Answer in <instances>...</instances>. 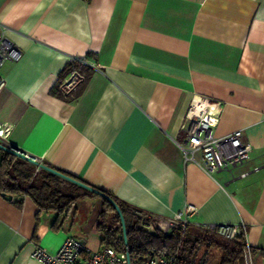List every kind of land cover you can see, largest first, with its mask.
<instances>
[{
  "label": "crops",
  "instance_id": "obj_1",
  "mask_svg": "<svg viewBox=\"0 0 264 264\" xmlns=\"http://www.w3.org/2000/svg\"><path fill=\"white\" fill-rule=\"evenodd\" d=\"M0 27L22 52L0 66L7 144L42 158L22 160L71 197L40 207L0 192V264H41L34 249L53 255L68 237L104 248L102 198L69 179L141 216L192 206L191 222L239 226L264 264V0H0ZM74 56L86 63L80 95L52 96ZM192 95L220 102L214 137L241 130L251 146L234 175L258 172L231 181L185 162Z\"/></svg>",
  "mask_w": 264,
  "mask_h": 264
},
{
  "label": "built area",
  "instance_id": "obj_2",
  "mask_svg": "<svg viewBox=\"0 0 264 264\" xmlns=\"http://www.w3.org/2000/svg\"><path fill=\"white\" fill-rule=\"evenodd\" d=\"M21 58L22 52L10 41L6 36V32L0 27V66L5 63H16ZM70 65L73 67L60 82V88L62 87L66 94H70L77 89H74L76 81H79V84L82 83L84 79L83 68L86 63L83 57L74 56L70 58ZM3 87L4 82L0 80V90ZM220 113V102L200 95H192L180 125V131L184 133V142L179 145V148L186 163L196 164L209 176L225 172L230 175L231 181L246 179L250 174L258 172L260 168L254 167L251 171L234 175L236 169L241 168L248 162L252 148L242 142L241 130H236L220 138L212 135V129L218 125ZM10 132V126L0 125L1 145L9 147L7 138ZM23 156L32 160L40 168L42 158L24 153ZM195 213L196 209L194 207L186 206L182 212L169 218H154L141 216L137 213L133 214L139 218L143 227L149 233L158 232L168 235L172 231L185 233L188 228H193L229 240H233L239 234H242L239 226H219L191 222L190 218ZM122 237V235H119L118 240H122ZM128 251V246L125 245L121 250L106 247L91 252L79 239L68 237L57 253L51 255L42 248L36 247L31 257L41 264H174V256L151 257L140 263H132ZM242 257L243 264H253L250 247L246 242Z\"/></svg>",
  "mask_w": 264,
  "mask_h": 264
},
{
  "label": "trees",
  "instance_id": "obj_3",
  "mask_svg": "<svg viewBox=\"0 0 264 264\" xmlns=\"http://www.w3.org/2000/svg\"><path fill=\"white\" fill-rule=\"evenodd\" d=\"M82 88L78 87L77 91L71 94L78 97ZM50 93L58 98L64 97L60 85L54 87ZM0 192L29 195L40 207L63 205L64 200L71 199L55 176L33 175V167H28L26 161L2 149H0ZM110 198L122 214L126 242L124 243L123 237L122 240H118V236L123 232L116 210L112 204L102 199L101 223L98 224V229L102 233L101 244L104 248L113 247L117 250H121L125 245L128 246L132 263H140L151 257L174 256V264H213V259L217 257L218 261L215 264H243L242 255L245 245L243 234L229 240L193 228H188L185 233L172 231L168 235L158 232L149 233L144 230L134 212L116 198L111 196ZM200 252H202L201 257L198 256ZM250 252L253 263L251 249ZM208 256H211L212 261L208 260Z\"/></svg>",
  "mask_w": 264,
  "mask_h": 264
},
{
  "label": "water",
  "instance_id": "obj_4",
  "mask_svg": "<svg viewBox=\"0 0 264 264\" xmlns=\"http://www.w3.org/2000/svg\"><path fill=\"white\" fill-rule=\"evenodd\" d=\"M0 149L5 150V151L11 153V154L15 155V156L18 157V158L25 159L26 161H28V162H30V163H34L32 160L26 159V158L23 156V153H22L20 150H18L17 148H14V147H11V146L6 147V146L0 144ZM44 168H45L46 170L52 172V173L55 174V175H58V176L64 177V178H66V179H69V178L63 176L62 174H60L59 172H57V171H55V170L48 169V168H46V167H44ZM69 180H71L72 182H74V183H76V184L82 186L83 188H85V189H87V190H89V191H91V192L97 194V195L100 196L102 199L108 201L110 204L113 205L114 209L116 210V212H117V214H118V216H119V218H120L121 227H122V232H123V234H122V235H123V240H124V242H126L125 233H124V220H123V217H122V214H121L119 208L117 207V205L115 204V202L112 200V198H110L108 195H105V194H103V193H101V192H98V191H96V190H93V189H91V188L85 186L84 184H81V183H79V182H76L75 180H72V179H69ZM1 196L4 197V198H6V199H8V200H10V197H6L4 194H2Z\"/></svg>",
  "mask_w": 264,
  "mask_h": 264
},
{
  "label": "rangeland",
  "instance_id": "obj_5",
  "mask_svg": "<svg viewBox=\"0 0 264 264\" xmlns=\"http://www.w3.org/2000/svg\"><path fill=\"white\" fill-rule=\"evenodd\" d=\"M79 86H80L79 81H76V84H75V88H74V89H76V88L78 89ZM60 89H61L62 93H64L63 88L61 87ZM77 89H76V90H77ZM135 216H136V215H135ZM142 227H143V225H142ZM143 228H144V227H143ZM144 230H145V228H144ZM145 231L148 232L147 230H145ZM198 256L201 257V256H202V252H200V253L198 254ZM207 258H208V260H210V259H211V256H208ZM211 261H212V259H211ZM217 261H218V257H217V259H215V260L213 259V264H215Z\"/></svg>",
  "mask_w": 264,
  "mask_h": 264
}]
</instances>
